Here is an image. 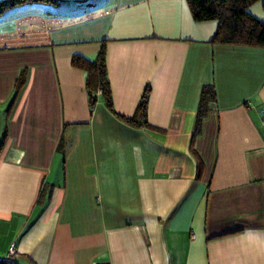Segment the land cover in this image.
<instances>
[{
	"label": "crops",
	"instance_id": "crops-1",
	"mask_svg": "<svg viewBox=\"0 0 264 264\" xmlns=\"http://www.w3.org/2000/svg\"><path fill=\"white\" fill-rule=\"evenodd\" d=\"M15 7L0 17V257L264 264V47L212 43L217 21L186 0ZM248 11L264 22L262 1ZM102 44L114 111L90 108L71 64ZM146 88L148 125H130Z\"/></svg>",
	"mask_w": 264,
	"mask_h": 264
},
{
	"label": "trees",
	"instance_id": "trees-1",
	"mask_svg": "<svg viewBox=\"0 0 264 264\" xmlns=\"http://www.w3.org/2000/svg\"><path fill=\"white\" fill-rule=\"evenodd\" d=\"M190 8L192 18L196 22L216 20L217 29L211 39L212 43L244 45L264 47V22L252 16L248 9L256 2L264 0H186ZM25 2H50L57 3L58 0H0V17L11 7ZM105 46L101 45L96 57L88 59L80 54H74L71 58L72 66L85 72V89L90 108H93L98 100L114 111L111 97L110 84L107 79ZM26 71L21 70L15 83V93L24 84ZM149 90L146 88L137 104L136 110L131 117L122 119L133 126H147V104ZM216 94L212 84L202 87L199 105L196 113L195 128L192 142L200 133L202 120L215 103ZM57 150L63 151V140L61 139ZM200 167V163H198ZM15 263V260L12 264ZM3 264V263H1Z\"/></svg>",
	"mask_w": 264,
	"mask_h": 264
},
{
	"label": "built area",
	"instance_id": "built-area-1",
	"mask_svg": "<svg viewBox=\"0 0 264 264\" xmlns=\"http://www.w3.org/2000/svg\"><path fill=\"white\" fill-rule=\"evenodd\" d=\"M263 125H264V117L262 119ZM14 255H15V248L14 246H11L8 249V253L6 256L0 257V263L3 264H12L14 261Z\"/></svg>",
	"mask_w": 264,
	"mask_h": 264
},
{
	"label": "rangeland",
	"instance_id": "rangeland-1",
	"mask_svg": "<svg viewBox=\"0 0 264 264\" xmlns=\"http://www.w3.org/2000/svg\"><path fill=\"white\" fill-rule=\"evenodd\" d=\"M19 5H20V4H19ZM15 9H17V7H15V8L11 7V8H9L8 10H6V13L9 12V11H13V10H15ZM6 107H7V106H6Z\"/></svg>",
	"mask_w": 264,
	"mask_h": 264
}]
</instances>
